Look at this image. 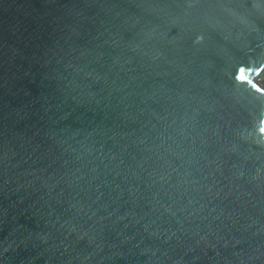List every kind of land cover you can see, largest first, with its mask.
<instances>
[{"label": "water", "instance_id": "obj_1", "mask_svg": "<svg viewBox=\"0 0 264 264\" xmlns=\"http://www.w3.org/2000/svg\"><path fill=\"white\" fill-rule=\"evenodd\" d=\"M263 78L264 0H0V264H264Z\"/></svg>", "mask_w": 264, "mask_h": 264}, {"label": "snow or ice", "instance_id": "obj_2", "mask_svg": "<svg viewBox=\"0 0 264 264\" xmlns=\"http://www.w3.org/2000/svg\"><path fill=\"white\" fill-rule=\"evenodd\" d=\"M241 79H243V77H241ZM258 90H260V91H264V89H258Z\"/></svg>", "mask_w": 264, "mask_h": 264}, {"label": "trees", "instance_id": "obj_3", "mask_svg": "<svg viewBox=\"0 0 264 264\" xmlns=\"http://www.w3.org/2000/svg\"><path fill=\"white\" fill-rule=\"evenodd\" d=\"M261 82H263V83H264V78H263V79H261Z\"/></svg>", "mask_w": 264, "mask_h": 264}]
</instances>
